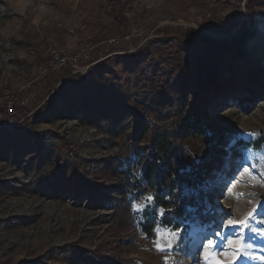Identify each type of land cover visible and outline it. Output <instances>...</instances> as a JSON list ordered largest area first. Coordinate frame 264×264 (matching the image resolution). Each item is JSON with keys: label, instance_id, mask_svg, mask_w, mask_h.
Listing matches in <instances>:
<instances>
[{"label": "rangeland", "instance_id": "1", "mask_svg": "<svg viewBox=\"0 0 264 264\" xmlns=\"http://www.w3.org/2000/svg\"><path fill=\"white\" fill-rule=\"evenodd\" d=\"M262 25L264 2L251 17L246 0H0V264H85L74 247L96 264H166L165 256L172 264H205L210 242L215 259L231 264L227 242L241 238L233 235L240 225L228 221L244 220L254 207L264 217V59L251 48L264 45ZM200 36L219 45L216 61L206 55L201 67L221 61L222 87L206 97V113L198 111L206 134L175 142L188 169L203 166L186 192L209 216L162 222L179 236L170 252H159L153 229L166 208H157L158 221L146 232L155 194L145 188L133 196L118 161L142 179L151 123L171 131L176 122L186 133L192 91L168 119L136 106L158 91L180 98L178 73L197 64L206 45L189 41ZM110 37L112 44L103 42ZM161 37L172 40L157 42ZM85 38L97 44L94 58L105 56L89 80L45 71L49 45L75 52ZM250 68L258 81L248 77ZM51 95L50 109L37 115ZM136 204L147 206L134 211ZM255 227L264 230V223ZM242 243L264 255V238L245 230ZM236 264L264 261L240 257Z\"/></svg>", "mask_w": 264, "mask_h": 264}, {"label": "trees", "instance_id": "2", "mask_svg": "<svg viewBox=\"0 0 264 264\" xmlns=\"http://www.w3.org/2000/svg\"><path fill=\"white\" fill-rule=\"evenodd\" d=\"M262 2L264 0H246V7L251 17L255 15V6ZM171 40V38L165 37L156 39L157 42L163 44ZM189 43H205L206 46L193 68L179 71L178 75L182 83L179 89L180 98L176 99L165 92L158 91L151 97H146V99L139 102L136 110L142 112L141 114L156 116L159 120L168 119L177 115L179 109L187 105L184 97L187 90H190L195 96L192 109L194 120L188 124L186 133L182 132L181 126L176 122L175 124L173 123L171 131L157 125L155 122L151 123L152 133L148 140L149 155L142 169V179L133 174L130 166L126 165L123 167L124 162L118 161L119 173L125 178V185L131 187L132 190L134 189L132 191L134 192L133 196H139L145 188L151 189L155 194L156 204L151 211L145 213L143 228L146 232H151L158 221L157 208L159 206L166 208L164 216L160 219L166 225L179 222L182 219H192L196 214L201 216L203 220H207L209 216L204 211V206L197 204L196 196L194 194L188 195L186 192L188 188L196 187L198 178L204 176L203 166L198 163L194 169H188L184 163L186 155L182 152V148L176 144L175 138L185 134H206L207 127L201 124L198 111L206 113L208 106L206 97L222 87L221 72L224 67L221 61L216 62L215 65L208 66L205 70L201 67L203 58L206 55L216 61V56H218L217 47H219L217 41L206 36H200L189 41ZM249 70L248 77L251 81H258L257 69L250 68ZM193 78L195 79V85L192 81ZM84 81L86 80L84 79ZM52 95L39 107L37 115H44L50 109L56 98ZM242 100L241 102H245V97ZM7 102L8 100L6 99L2 102L4 108H7ZM139 108L141 109L139 110ZM209 136H212V134ZM214 140H217L218 144H223L224 137L223 139L215 137ZM124 191L126 192V190ZM167 194L169 195V200L166 199ZM190 208L195 209V211H188ZM73 252L85 264L97 263L88 258L89 254L86 251L84 252L74 247Z\"/></svg>", "mask_w": 264, "mask_h": 264}, {"label": "snow or ice", "instance_id": "3", "mask_svg": "<svg viewBox=\"0 0 264 264\" xmlns=\"http://www.w3.org/2000/svg\"><path fill=\"white\" fill-rule=\"evenodd\" d=\"M235 143V142H233ZM241 167L243 165L241 164ZM255 167V165H253ZM245 172H248V168H244ZM235 179V177H233ZM231 183V181H230ZM235 187V185H233ZM229 195H232L231 192H229ZM255 195V194H253ZM145 200L147 202V205H150L152 203V196L148 195L145 197ZM147 205L142 204H136L133 206L134 211H143L144 208ZM190 212H194L195 209H188ZM257 208L254 207L252 211H250L247 216L242 221H235V220H229V225H236L239 224L240 228L237 233H233V235H238L241 239H229L228 240V246H229V252L227 255H230L232 257L231 264H236V260L240 257H244L247 259H259L261 261H264V255H261L259 257L254 256L250 254L247 249L253 247L252 244H244L242 243L243 237L245 235V230L251 231L256 236H260L264 238V230L258 231L255 227L256 224H262L264 223V217H259L257 214ZM164 209L159 210V215L163 216ZM230 215V214H229ZM156 235V239L153 241L157 251L159 252H170L172 250V245L176 241L177 237L179 236V232L164 225L162 222L157 223L156 227L153 229ZM216 244L214 242H210L208 247L206 248L204 252L205 256V264H220L219 260H216L213 256V253H215V256H219L220 254L216 252ZM260 251H264V249H260ZM166 264H172V261L168 256H165Z\"/></svg>", "mask_w": 264, "mask_h": 264}, {"label": "built area", "instance_id": "4", "mask_svg": "<svg viewBox=\"0 0 264 264\" xmlns=\"http://www.w3.org/2000/svg\"><path fill=\"white\" fill-rule=\"evenodd\" d=\"M115 40L116 38L110 37L105 38L103 42L110 45ZM95 46H97V44H91L88 38L84 39L83 46L75 52H67L59 47L49 45V60L47 66L45 67V71L51 73L69 70L71 73L79 75L85 80H89L94 71L97 69L98 63L105 58L103 55H100L98 58H94ZM8 107L11 110V105L8 106L7 104V109ZM10 122L12 123L11 120Z\"/></svg>", "mask_w": 264, "mask_h": 264}, {"label": "bare ground", "instance_id": "5", "mask_svg": "<svg viewBox=\"0 0 264 264\" xmlns=\"http://www.w3.org/2000/svg\"><path fill=\"white\" fill-rule=\"evenodd\" d=\"M263 23V22H262ZM263 36L264 37V25L260 28L258 37ZM261 41V40H260ZM253 52L260 57L261 59H264V45H260L259 43H255L252 45Z\"/></svg>", "mask_w": 264, "mask_h": 264}]
</instances>
